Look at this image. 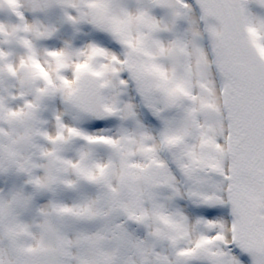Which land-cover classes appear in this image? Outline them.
I'll list each match as a JSON object with an SVG mask.
<instances>
[{
  "label": "snow or ice",
  "instance_id": "6c2138e0",
  "mask_svg": "<svg viewBox=\"0 0 264 264\" xmlns=\"http://www.w3.org/2000/svg\"><path fill=\"white\" fill-rule=\"evenodd\" d=\"M0 264H264V0H0Z\"/></svg>",
  "mask_w": 264,
  "mask_h": 264
}]
</instances>
